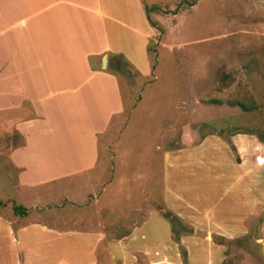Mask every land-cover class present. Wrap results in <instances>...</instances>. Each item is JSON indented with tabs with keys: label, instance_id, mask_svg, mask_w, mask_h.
<instances>
[{
	"label": "crops",
	"instance_id": "crops-1",
	"mask_svg": "<svg viewBox=\"0 0 264 264\" xmlns=\"http://www.w3.org/2000/svg\"><path fill=\"white\" fill-rule=\"evenodd\" d=\"M124 1L132 12L127 20L117 17L110 0H0V133L17 137L4 147L16 188L96 168L99 136L124 110L118 76L108 69L112 57L127 61L115 46L116 32L139 35L144 11L140 0ZM143 22L148 38L144 12ZM231 145L235 152L210 136L164 154L158 204L186 229L173 227L157 204L115 221L101 215L98 221L54 217L49 223L39 212L28 209L20 217L3 206L0 264H96L100 255L112 257L111 246L125 264L139 257L143 264H223L226 248L215 239L234 241L253 232L264 264V221H255L264 214V143L239 134ZM222 149L230 153L227 167L220 162ZM90 197L87 191L63 201L90 203ZM111 208L104 204L101 212ZM77 223L84 229H71ZM106 227L116 229L115 237L102 231ZM130 244L138 247L128 249Z\"/></svg>",
	"mask_w": 264,
	"mask_h": 264
},
{
	"label": "rangeland",
	"instance_id": "rangeland-1",
	"mask_svg": "<svg viewBox=\"0 0 264 264\" xmlns=\"http://www.w3.org/2000/svg\"><path fill=\"white\" fill-rule=\"evenodd\" d=\"M110 1L117 17L127 20L132 12L125 1ZM140 1L144 10L140 11V34L116 32L115 46L127 55L128 62L118 56L122 59L120 72L110 63L108 69L118 76L124 110L99 136L100 160L96 168L57 183L18 189L16 171L7 164L4 148L9 142L16 144L17 137L2 131L0 202L22 205L32 215L39 212L47 217V223L54 217L98 221L101 215L115 221L124 218L123 212L129 214L140 207L151 211L155 204L165 217L173 215L158 204L163 199L162 159L167 151L194 147L215 136L235 152L231 145L235 130L260 142L248 131L264 130V0ZM143 12L149 26L148 38L144 35ZM239 93L253 98L259 109L243 113L228 106L227 100ZM210 100H221L223 104ZM229 156L222 149L220 162L226 167L231 162ZM87 191L91 193L90 203L63 201L79 199ZM104 204L112 208L101 212ZM257 220L263 222L264 214ZM176 225L183 227L180 221ZM71 229L84 227L77 223ZM102 231L109 237L116 235V229L106 227ZM255 237L259 239L253 232L239 240L215 241L226 248L225 261L262 264L260 242ZM134 247L138 244L128 245V249ZM111 253V258L100 255L96 264H125L119 261L116 246H111ZM143 262L139 257L134 264Z\"/></svg>",
	"mask_w": 264,
	"mask_h": 264
},
{
	"label": "trees",
	"instance_id": "trees-1",
	"mask_svg": "<svg viewBox=\"0 0 264 264\" xmlns=\"http://www.w3.org/2000/svg\"><path fill=\"white\" fill-rule=\"evenodd\" d=\"M145 12L148 13V8L145 9ZM114 65L113 67H115V70H118V72H120L121 70V63H122V59L120 57L117 56V58H115V60L113 61ZM211 103H215V104H223V102L221 100H210ZM227 105L231 106V107H237L240 109L241 112L243 113H253L255 111H257L259 109L258 104L254 101L253 98L251 97H247L244 93H239L238 95H236L234 98H231L229 100H227ZM227 126L229 125L228 123ZM229 127H231L229 125ZM221 133H224V130L221 127ZM234 134L232 135H237V134H242L244 132H240L239 130H235L233 132ZM248 133L254 134L256 135V137L258 138V140L262 143H264V130L262 128H253L252 131H248ZM10 204L11 205V209H12V213L14 216H20V217H25L27 215V210L20 205H16L14 203L11 202H0V207L5 206L4 204ZM165 217L167 219H169V222L172 224V226L174 227L176 225L178 221V219L171 215L170 213L165 215ZM259 220H257L256 225H258ZM246 238V237H244ZM243 239V238H242ZM239 243V241H237ZM223 264H236L234 262H232L231 260H227L224 261Z\"/></svg>",
	"mask_w": 264,
	"mask_h": 264
}]
</instances>
